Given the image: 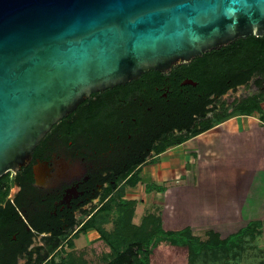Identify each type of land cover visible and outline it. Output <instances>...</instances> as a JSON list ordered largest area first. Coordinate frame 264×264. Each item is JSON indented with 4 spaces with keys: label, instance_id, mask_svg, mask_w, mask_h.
I'll return each instance as SVG.
<instances>
[{
    "label": "water",
    "instance_id": "obj_1",
    "mask_svg": "<svg viewBox=\"0 0 264 264\" xmlns=\"http://www.w3.org/2000/svg\"><path fill=\"white\" fill-rule=\"evenodd\" d=\"M264 37V0H0V178L94 93Z\"/></svg>",
    "mask_w": 264,
    "mask_h": 264
},
{
    "label": "flooded vegetation",
    "instance_id": "obj_2",
    "mask_svg": "<svg viewBox=\"0 0 264 264\" xmlns=\"http://www.w3.org/2000/svg\"><path fill=\"white\" fill-rule=\"evenodd\" d=\"M199 74L195 69L181 71L168 87L154 92H122L116 87L94 93L57 123L35 149L29 165L8 173L15 187L8 197L14 212L0 221V259L38 264L63 249L69 240L63 239L67 231L73 226L76 235L80 217L101 202L105 191L116 186L133 163L144 158L134 171L141 170L158 159L160 145L181 134L188 114V102H182L194 96L190 88L198 87L194 78ZM238 77H227L231 88L224 95L244 86H234ZM222 96L208 98L213 103L206 107L207 117L213 113L214 100Z\"/></svg>",
    "mask_w": 264,
    "mask_h": 264
},
{
    "label": "trees",
    "instance_id": "obj_3",
    "mask_svg": "<svg viewBox=\"0 0 264 264\" xmlns=\"http://www.w3.org/2000/svg\"><path fill=\"white\" fill-rule=\"evenodd\" d=\"M191 69L200 71V74L194 78L199 82L198 87L196 89L190 88L195 91L194 96H191V99H184L182 102V104L188 102V109L186 110L188 114L186 119L182 120L186 126L180 128L181 134L167 139L160 145L156 149L157 155L204 134L235 115L250 117L259 114L264 118V109L260 99L256 96L235 103L231 107V113L229 108H224L215 116L207 117L209 110L206 108L213 103V100L208 99L211 95L222 96L231 88V86L226 85L227 77L239 76V81L234 84L237 86L248 85L255 77L264 75V37H249L238 40L232 45L213 51L204 59L197 58L188 66L173 69L169 74L151 70L143 74L137 81L126 86H118L116 90L122 92H154L158 87H168V82L173 80L181 71L183 73ZM256 84L258 85L259 82ZM199 94L202 95L203 99L198 97ZM144 161L143 158L133 163L128 173L118 180V184L116 186L111 185L105 191L101 198L100 207L96 208L89 219L82 223L76 233L79 236L90 230L97 231L112 251V259L107 264H153L154 253L160 243H167L177 256H186L190 264H199L202 260L218 263L225 258L227 260L232 252L241 250L247 238L261 231L262 224L253 222L226 239H221L219 233L212 231L208 235V239L203 240L196 236L190 227L179 231L165 230L161 216L155 214H148L140 224H135L134 218L138 201L127 198L126 191L127 189H135L142 182V171L140 169L134 170ZM156 164L157 160H154L145 165ZM112 180L116 181L115 179ZM122 182H124L122 187L117 189V186ZM12 185L13 182L8 174L0 178V221L14 212L13 207L8 202ZM162 189L161 186L149 184L146 192L149 194L155 191L162 192ZM114 209L119 215L114 222L113 230L109 232L105 225ZM66 229L69 230V228ZM73 229L72 226L70 231ZM59 235H64V233L59 232ZM70 246H73L72 242ZM16 262V258L0 259V264H16ZM48 263L46 259L38 260V264ZM50 264L58 263L52 260ZM60 264H64V262Z\"/></svg>",
    "mask_w": 264,
    "mask_h": 264
},
{
    "label": "rangeland",
    "instance_id": "obj_4",
    "mask_svg": "<svg viewBox=\"0 0 264 264\" xmlns=\"http://www.w3.org/2000/svg\"><path fill=\"white\" fill-rule=\"evenodd\" d=\"M256 82H259V84L257 85ZM262 87H264V75L255 77L248 85L241 86L215 99L213 113L209 117L222 112L224 108H229L231 113V107L235 103L252 96L260 99L264 109V88L262 89ZM242 117L244 116L235 115L225 122L235 124L252 120ZM252 117H254L252 123H255L256 119L264 123V118L261 115L254 114ZM241 133H231L228 131L227 126H222L211 133L198 137L196 141L184 144V146L170 151L168 155L166 154V156H169L168 158H171L174 154L179 156L187 152V155L193 157L194 163L184 164V161L182 162L181 173L186 169L191 171L192 174L188 173L178 183L173 177L162 184V195L159 197V201L154 196L156 191L152 194L146 192L147 186L154 184L155 179L152 174H145L143 170L149 166L145 165L141 169V176L144 177V180L135 189H127L126 191L127 198L138 201L134 223L140 224L146 215L155 214L161 216L165 230L179 231L190 227L196 236L206 240L210 232L214 231L208 225V219L211 216L235 218L245 213L250 218L253 210L244 209L245 212L239 210L234 196L230 197V193H233L234 188L231 178L235 174L233 171L236 170L237 164L243 161L246 162V160H259L258 167L264 169V130L253 131L252 135ZM156 165H150V167ZM170 169L173 172L176 171L173 167H170ZM168 171L170 172V170ZM151 175L153 178H149ZM11 189H13L12 192L15 191L14 185ZM227 193L229 197H227ZM100 205L101 202H96L95 207L80 217L76 230L81 227L84 221L89 219L90 215ZM118 215L116 209L110 213L108 222L105 225L109 232L113 230ZM215 229L218 230V227ZM72 231H67L65 239L69 240L65 242L63 249L48 260V264L52 260H55L58 264L62 262L64 264H107L112 259L111 248L101 239L97 231L90 230L79 236L74 235ZM70 242L73 243V246H70ZM251 247L250 237L244 242V247L241 250L232 252L227 260L225 258L218 263L202 260L199 264H254L253 261H250ZM25 262L26 259L19 260V264H25ZM153 264L190 263L186 256H177L167 243H160L154 253Z\"/></svg>",
    "mask_w": 264,
    "mask_h": 264
},
{
    "label": "crops",
    "instance_id": "obj_5",
    "mask_svg": "<svg viewBox=\"0 0 264 264\" xmlns=\"http://www.w3.org/2000/svg\"><path fill=\"white\" fill-rule=\"evenodd\" d=\"M242 118H249L252 120L254 119V117L252 116H244ZM251 121L246 123L238 122L235 124L223 122L212 128L211 130L205 132L204 134L199 135L198 137L211 133L212 131L219 129L222 126H227L228 131L235 134H240V132H242L241 134H251L253 131L264 130V123H262L260 120L256 119V121H254L255 123H252ZM198 137L191 139L184 144L194 142ZM184 144L173 147L167 150L165 153L159 155L157 159V165L155 167L147 166L144 168L143 171L145 172V174H152L154 176L155 181L153 183L155 185L162 187V184L166 183L167 180L173 177L178 183L180 179L185 178L188 173L192 174L191 171L186 169L181 173V170L183 168V165L181 166V164L183 161L184 164H189L192 162L194 163L193 157L187 155V152H185L186 154L182 153L179 156L174 154V156H172L171 158H168L169 156H166V154L168 155L170 151L175 148L182 147L184 146ZM259 162V160H246V162L243 161L238 163L236 166V170L233 171L235 174L233 178H231L234 188L233 193H230V197L232 198V195L234 196L236 205L237 207H239V210H242L243 212H245V210H253L250 218H248L244 213L243 215H238V217L235 218H228L225 216H211L208 219V225L213 228L214 232L219 233L222 239H226L229 236L238 233L241 229L247 227L250 223L259 222L260 224H262L261 231L258 233H254L251 236L252 254L250 256V261H253L254 264H264V169L258 167ZM170 167H173V169H175L176 171L173 172ZM155 170L156 172H154ZM168 170H170V172ZM152 175L149 176V178H153ZM143 180L144 177H142V181ZM161 195V192H156V195L154 196L159 201V197ZM227 197H229L228 193ZM216 227H218V230L215 229Z\"/></svg>",
    "mask_w": 264,
    "mask_h": 264
}]
</instances>
